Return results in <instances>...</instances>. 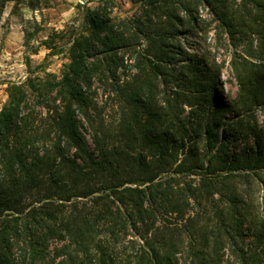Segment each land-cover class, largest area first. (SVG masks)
I'll list each match as a JSON object with an SVG mask.
<instances>
[{"label":"trees","instance_id":"trees-1","mask_svg":"<svg viewBox=\"0 0 264 264\" xmlns=\"http://www.w3.org/2000/svg\"><path fill=\"white\" fill-rule=\"evenodd\" d=\"M131 1L145 8L118 25L106 8H88L60 78H27L44 113L21 84L0 109V264H34L50 237L62 243L58 264H264V218L250 215L229 179L264 170V128L251 124L247 108L264 107L263 76L238 74L239 94L225 103L213 91L216 74L177 42L199 27L200 4L232 41L252 33L262 42L264 0ZM139 43L131 73L117 52ZM179 54L190 94L158 104L155 90L173 77ZM163 173L199 180L173 188ZM188 197L211 206L214 223L155 226L158 213L182 216Z\"/></svg>","mask_w":264,"mask_h":264},{"label":"rangeland","instance_id":"rangeland-1","mask_svg":"<svg viewBox=\"0 0 264 264\" xmlns=\"http://www.w3.org/2000/svg\"><path fill=\"white\" fill-rule=\"evenodd\" d=\"M107 1L105 3L101 0H19L18 2L6 0L0 5V109L8 103L11 87L21 84L27 92L28 102L37 111L45 112V108L40 109L36 105L35 91L26 83L27 78H30L34 84H42L54 79V76L56 79L60 78L68 62L67 49L71 42L69 39L83 30L84 15L88 8L95 9L97 6L106 8L107 15L117 25L139 16L145 8L131 0ZM240 1L234 2L238 5ZM197 15L200 18L199 22L201 20L202 22L194 31V35L187 36L188 32H185L186 34L182 36L187 37H181L177 42L182 53L185 50L193 57L204 60L206 67L216 74L219 81L213 90L216 97L225 103L233 102L239 94L238 74H241L244 80L252 78L256 73L262 74L264 79V39L261 42L255 34L237 33L235 35L237 39L232 41L225 29L214 19L209 7L204 4L199 5ZM143 47L144 44L139 43L134 48L120 49L117 52L131 73L135 70L138 51L142 52ZM177 56L171 64L173 77H170L165 84L159 83L155 90L158 104L163 105V98L167 95L175 96V92L190 94L188 90L191 73L183 67L187 60L181 57V54ZM93 85L97 90L98 100L103 103L106 98L103 85L97 80ZM111 107L113 105L108 103L106 108L109 116L113 114ZM183 108L185 113L189 110L187 106ZM247 108H249L250 116H248L251 124L264 128V107L250 103ZM229 115L234 114L230 112ZM87 141L92 146L89 137ZM242 145L243 142L240 140L232 144L236 149ZM169 176L174 177L170 182L173 188L178 184L180 187L185 184L196 185L199 180L197 173L190 175L163 173L160 178L165 179ZM229 179L239 197L244 200L250 215L254 218H264V170L258 173L242 171L236 177ZM214 200L219 206L225 203L218 194H214ZM186 202L182 216L176 213H158L155 226L163 229L165 225L186 227L190 222L195 227L207 222L208 225L214 223L211 219L214 218L211 206L204 203L199 206L191 197H188ZM242 204L243 202L240 206ZM204 206L206 207L203 208ZM245 233L242 238L247 244L251 237L247 235V231ZM61 246L60 241L50 237L39 247L41 254L34 264H58L60 256L57 252ZM14 254L15 256L18 254V249Z\"/></svg>","mask_w":264,"mask_h":264}]
</instances>
